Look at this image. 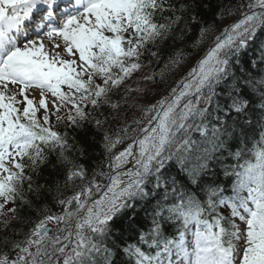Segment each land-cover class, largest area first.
I'll use <instances>...</instances> for the list:
<instances>
[{
	"label": "snow or ice",
	"instance_id": "6c2138e0",
	"mask_svg": "<svg viewBox=\"0 0 264 264\" xmlns=\"http://www.w3.org/2000/svg\"><path fill=\"white\" fill-rule=\"evenodd\" d=\"M200 7L0 0V264H264V0Z\"/></svg>",
	"mask_w": 264,
	"mask_h": 264
},
{
	"label": "trees",
	"instance_id": "16d2710c",
	"mask_svg": "<svg viewBox=\"0 0 264 264\" xmlns=\"http://www.w3.org/2000/svg\"><path fill=\"white\" fill-rule=\"evenodd\" d=\"M198 4L201 5L200 7V12L202 15H204L206 18L208 19H211L213 17V15L215 14V12L219 11V9L216 7V5L219 3V0H197ZM225 3L228 2V0H224ZM204 4H207L209 5V8L205 9L203 7ZM230 20V18L228 17H225L223 20H218L217 21V25L218 26H222L223 24L227 23V21ZM193 60L195 59V57L192 58ZM191 63V60L189 61ZM161 88H163V86H161ZM161 94H165L163 92H159L158 91V94L156 96H149L148 97V100L150 101V103L154 102V99H159L160 98V95ZM51 111V110H50ZM38 116H42L43 114L38 112L37 113ZM131 118V115H129V120ZM50 122L51 124L54 126V127H57V128H63L64 127V124H60V125H56V122H55V117L54 116H50ZM91 133H89L90 135ZM99 140V136H97V141ZM89 152L91 154V158L90 160L88 161L89 164H91L93 161H97L101 158V155H102V150L100 149L99 145L97 144L94 148L92 149H89ZM48 171H45L43 173V175L46 177L48 176ZM41 183H43V180H41ZM118 226H119V222H118Z\"/></svg>",
	"mask_w": 264,
	"mask_h": 264
},
{
	"label": "rangeland",
	"instance_id": "374dc122",
	"mask_svg": "<svg viewBox=\"0 0 264 264\" xmlns=\"http://www.w3.org/2000/svg\"><path fill=\"white\" fill-rule=\"evenodd\" d=\"M35 96H36V99H38L39 97H38V92L37 93H35L34 94ZM19 98V97H18ZM30 98H32V97H30ZM157 100V99H156ZM147 102L148 103H150V101L148 100V98H147ZM154 102H155V99H154ZM51 106V105H50ZM41 113H43V110H42V112ZM130 120H131V118H130Z\"/></svg>",
	"mask_w": 264,
	"mask_h": 264
},
{
	"label": "bare ground",
	"instance_id": "6f19581e",
	"mask_svg": "<svg viewBox=\"0 0 264 264\" xmlns=\"http://www.w3.org/2000/svg\"><path fill=\"white\" fill-rule=\"evenodd\" d=\"M227 21V20H226ZM228 22V21H227Z\"/></svg>",
	"mask_w": 264,
	"mask_h": 264
}]
</instances>
